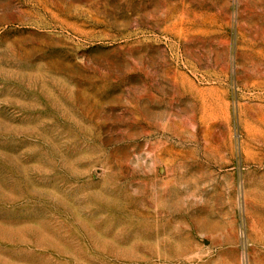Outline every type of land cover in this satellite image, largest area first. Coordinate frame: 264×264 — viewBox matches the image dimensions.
Segmentation results:
<instances>
[{
	"label": "rangeland",
	"instance_id": "374dc122",
	"mask_svg": "<svg viewBox=\"0 0 264 264\" xmlns=\"http://www.w3.org/2000/svg\"><path fill=\"white\" fill-rule=\"evenodd\" d=\"M0 264H264V0H0Z\"/></svg>",
	"mask_w": 264,
	"mask_h": 264
}]
</instances>
